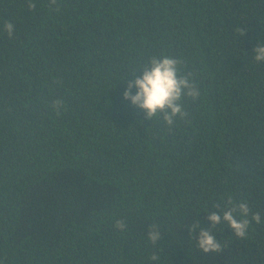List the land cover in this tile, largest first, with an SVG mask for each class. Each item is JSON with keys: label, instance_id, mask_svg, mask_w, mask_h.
<instances>
[{"label": "trees", "instance_id": "obj_1", "mask_svg": "<svg viewBox=\"0 0 264 264\" xmlns=\"http://www.w3.org/2000/svg\"><path fill=\"white\" fill-rule=\"evenodd\" d=\"M31 2L0 0V264H264V0ZM165 55L200 91L171 129L123 98ZM229 197L244 238L205 219Z\"/></svg>", "mask_w": 264, "mask_h": 264}, {"label": "clouds", "instance_id": "obj_2", "mask_svg": "<svg viewBox=\"0 0 264 264\" xmlns=\"http://www.w3.org/2000/svg\"><path fill=\"white\" fill-rule=\"evenodd\" d=\"M57 0H50V5H55ZM28 8L30 10L36 7L35 3L29 0ZM58 10V9H57ZM3 28L9 38L13 36L15 31L14 25L10 21H4ZM254 59L258 62H264V44L260 42L253 49ZM182 61L172 56L151 57L140 70L142 76L128 82L127 88L123 93V98L129 100L131 104L144 111L145 119H153L159 115L164 123L171 129L176 118L181 119L187 117L188 113L183 110L180 101L187 96L195 100L199 97L200 91L195 82L191 79L192 74H181ZM136 71H131L133 74ZM136 92L133 95L132 89ZM52 110L57 116L64 109V101L57 99L51 104ZM214 208L220 209L221 214L217 211L208 212L205 219L211 227L217 224L225 223L238 238L247 236L250 221L249 206L246 202H236L231 197L226 201L225 208L221 209L219 204L213 205ZM239 217V218H237ZM251 220L257 224L261 223L260 213H254ZM115 228L124 231L126 223L123 220L115 222ZM199 224L189 227L191 232L197 228ZM148 240L152 244H156L160 239L159 227L156 224L150 225L147 233ZM197 247L204 253H218L222 251L221 244L215 239L211 233L210 227H204L200 230L199 236L195 237ZM159 257L154 253L150 260L157 261Z\"/></svg>", "mask_w": 264, "mask_h": 264}]
</instances>
